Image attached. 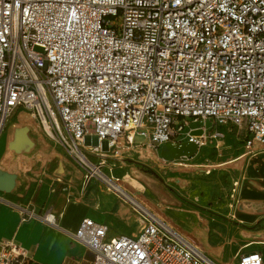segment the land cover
<instances>
[{"label":"built area","instance_id":"1","mask_svg":"<svg viewBox=\"0 0 264 264\" xmlns=\"http://www.w3.org/2000/svg\"><path fill=\"white\" fill-rule=\"evenodd\" d=\"M23 109L81 166L85 186L99 183L143 224L137 237L108 238L107 226L83 220L74 239L93 264H218L107 160L139 145L202 148L221 136L207 135L208 121L243 132L248 154L264 152V0H0V140ZM23 213L59 228L51 211ZM0 264L33 263L0 242Z\"/></svg>","mask_w":264,"mask_h":264},{"label":"crops","instance_id":"2","mask_svg":"<svg viewBox=\"0 0 264 264\" xmlns=\"http://www.w3.org/2000/svg\"><path fill=\"white\" fill-rule=\"evenodd\" d=\"M215 133L221 136L210 137L206 146L198 148L197 153L203 149L198 157L196 153L167 162L160 149L139 145L119 159H108L107 164L114 166L118 177V168L127 163L133 172L134 167L143 166L162 170L163 174L153 172V176L136 172L138 186L131 193L136 198L137 193L141 195L145 207L179 229L218 264H238L242 256L258 253L250 248L264 245L249 246L264 243V152L248 154L244 139L242 148H233L232 139L244 134L235 128L214 127L207 135ZM4 134L0 140V242H14L33 264H93L94 253L74 239L83 220L107 226L108 238L141 233L143 224L133 210L99 183L85 186L83 171L62 149L52 175L65 187L51 205L32 202L36 191L31 195L24 184L26 178L5 167ZM47 193V189L41 190L42 196ZM28 210L38 214L51 211L59 228L26 219L23 211ZM259 254L264 264V248Z\"/></svg>","mask_w":264,"mask_h":264},{"label":"rangeland","instance_id":"3","mask_svg":"<svg viewBox=\"0 0 264 264\" xmlns=\"http://www.w3.org/2000/svg\"><path fill=\"white\" fill-rule=\"evenodd\" d=\"M35 51L42 53L40 48H35ZM198 126L203 127L204 124H195L191 122L192 128ZM205 126L207 134L212 132L214 127L211 121H208ZM243 139L244 134L240 133L238 134V138L232 139L230 145L233 148L240 149L242 148L241 140ZM3 140L4 141L1 144L4 146V155L8 157L5 161V167L10 168L15 174L19 173L23 178H26L24 184L30 189L31 195L34 190L36 191V195L32 199V202L51 205V203L55 201L56 193L59 190L62 191V188L65 187L62 180H59L52 175L55 170V160L59 155V149H62L66 155L81 168V166L61 146H59L52 135L43 129L42 125L36 121L32 113L28 110H19L10 117L5 129ZM102 149L103 151L108 150L107 140L102 142ZM202 153L203 149H200L196 154V157ZM128 164L129 163L124 165V168H118L117 173L123 179L126 189L130 192H135L133 188L138 186L137 180L135 179L136 172L143 176H153V172L163 174L162 170L154 171L152 169L153 167L149 168L148 166L134 167L133 170H136V172H133L129 166H127ZM81 170L83 171L82 168ZM44 188L48 190V193L45 196H42L41 190ZM136 196L141 202V195L139 196L137 193ZM46 212L47 210H42L40 215H43ZM254 244L264 243H251L249 246ZM263 248L264 245H256L250 248V250L251 252L255 251L261 253ZM225 254L227 256V253ZM90 259H93V257H90Z\"/></svg>","mask_w":264,"mask_h":264},{"label":"water","instance_id":"4","mask_svg":"<svg viewBox=\"0 0 264 264\" xmlns=\"http://www.w3.org/2000/svg\"><path fill=\"white\" fill-rule=\"evenodd\" d=\"M191 136H203V130H196L191 133ZM198 151V146L194 142H184L173 145L167 144L161 147L160 156L164 161L172 162L178 159L191 158Z\"/></svg>","mask_w":264,"mask_h":264}]
</instances>
